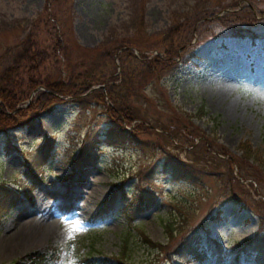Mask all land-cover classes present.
<instances>
[{"label": "rangeland", "instance_id": "1", "mask_svg": "<svg viewBox=\"0 0 264 264\" xmlns=\"http://www.w3.org/2000/svg\"><path fill=\"white\" fill-rule=\"evenodd\" d=\"M224 5L226 19L257 38L212 20ZM122 43L135 56L163 58L174 46L179 56L140 87L129 126L113 121L93 88L34 106L44 81L84 59L119 72ZM7 67L22 92L30 79L36 90L13 109L28 108L25 119L0 132V264L28 263L34 252L36 264H257L264 208L260 219L240 198H263L253 195L262 179L240 178L225 158L237 159L246 141L247 164L264 175V0H0V73ZM65 218L86 230L66 239ZM164 222L180 236L168 240ZM140 231L167 250L193 233L221 251L156 256Z\"/></svg>", "mask_w": 264, "mask_h": 264}, {"label": "trees", "instance_id": "2", "mask_svg": "<svg viewBox=\"0 0 264 264\" xmlns=\"http://www.w3.org/2000/svg\"><path fill=\"white\" fill-rule=\"evenodd\" d=\"M230 5H224L220 7V9H222V13L220 14V16H216L214 15V13H209L208 15H212V20H223L226 26L229 27L230 30L237 35L244 36V34H247L252 38H257V35L250 32V29H244L238 24H234L230 20L226 19V17H228V14L229 16L232 15V12H229V9L227 8L230 7ZM245 9H247V18L250 20L249 24H251L253 23V21H255L253 8L249 6L245 7ZM258 11L259 14L260 12H262L261 10ZM205 21L206 20H202L200 24ZM117 48H121L120 56H122V58H120L119 72L116 71L115 65L114 69L111 68L110 70L105 71L104 63L101 64L98 60L93 61L87 58L86 61L84 59L82 60V63L78 68H70L66 70L62 76H60V74H57L54 79L44 81L43 88L39 90L37 89L35 92L36 100L34 102V106L40 107V109L51 108L54 103L62 101L61 96L63 95L81 99L82 97H84L81 94L85 93L86 95V91L92 85L102 84V86H97L92 89V95L96 96V99L102 102L108 100V103L105 104L106 111L111 115L113 121L117 123V125H119L120 127L129 126L131 120L134 119V117L138 113L137 111H139L137 109L138 106L135 103V99L136 96L140 94V87L155 79L160 71L164 70L165 68H169L170 65H174V59L179 58V56L176 54L177 46H174L172 51L167 50L166 55L163 58L158 57L157 55L147 56L144 54L135 56L130 51L129 47H127L123 43L120 44ZM172 52L176 54L174 58L171 57ZM28 60L29 58L25 55L24 61L27 63ZM13 71L14 68L7 67L4 68L0 73V132L8 127L20 124L23 119H25L23 117L26 115V110H28V108H16L14 111L13 109L15 108L17 102H19L26 96L28 90L30 92L36 87V83L30 79L29 85L26 86L28 90H26L25 93L22 92L20 86H18V83L16 82V79H14L12 76ZM6 108H9V110H6ZM189 131L194 134V129H189ZM239 147L241 151L239 157H237V159H234L235 157L233 156H227L225 158V161L228 163L229 167H231V162L236 163L239 177L242 179H249L247 178L249 173L255 179H262V183H258V190H255L253 192V195L261 194L263 198H260L258 196L257 200H254L252 198V195L246 192V196L240 198V200L243 201L247 200L248 206L254 212L258 213L261 219L264 208V175L262 177L260 174L256 173V171L254 170V166L247 164V158H249L252 153L249 148L248 142L242 141L241 143H239ZM203 150L204 153H210L211 148H208L206 146ZM217 151L218 150H211V152H213L211 154L213 156H216ZM218 152H220L222 155L225 154V151ZM231 157H233V159ZM260 171L263 170L260 169ZM112 199H114L113 193L109 194L104 202H106V200H110L111 202ZM101 210L104 209L101 208ZM101 210L100 213L102 212ZM127 211L134 212V210H132L131 208H127L125 210L124 214L128 216L129 220L131 218L130 215L132 214ZM186 218L187 212H183L182 221H185ZM163 228L166 236L168 237V240H172L176 235H179V225L176 226V231H174V228L169 222H164ZM193 235L194 234L192 233L190 234V236H188V238L184 237V239H181L180 237L181 240L173 244V247L171 246V250H167L166 244H160L159 242L151 241L146 235L143 234V232L140 231V238L142 239V241L149 244L151 248H154L156 250V256L158 254L165 255L168 252H171V254L175 253L177 255H180L181 257L189 255L190 258L198 260L207 256L208 253H211L213 251L217 253L221 251V246L218 242L210 239L207 236L203 237L200 234H196V238H193ZM203 239L205 240V242H201L203 241ZM252 241L253 239L250 238L245 242V244H250ZM126 246L127 243L124 240L120 239V247L122 253L124 252ZM246 247L247 246H240V249L246 250ZM249 249L250 251H252L253 249L256 253L255 262H257V264H264V260L261 259V256H263L262 254L264 252V248L257 246L253 247L252 249L248 248V251ZM119 255H121V253ZM119 255L118 257H114V259L120 261L122 256L119 257ZM29 256V262L25 264L40 263L42 258V255L38 252L31 253L29 254ZM236 257L234 258V261H236ZM160 259L163 261L164 257H161ZM159 263L162 264L161 262ZM10 264L24 263H22L20 259H17L13 260Z\"/></svg>", "mask_w": 264, "mask_h": 264}, {"label": "snow or ice", "instance_id": "3", "mask_svg": "<svg viewBox=\"0 0 264 264\" xmlns=\"http://www.w3.org/2000/svg\"><path fill=\"white\" fill-rule=\"evenodd\" d=\"M62 223L65 224L66 239L72 240L76 234L85 231V226L79 220H73L71 218H65ZM74 264V262H72Z\"/></svg>", "mask_w": 264, "mask_h": 264}, {"label": "water", "instance_id": "4", "mask_svg": "<svg viewBox=\"0 0 264 264\" xmlns=\"http://www.w3.org/2000/svg\"><path fill=\"white\" fill-rule=\"evenodd\" d=\"M97 86H102V84L92 85L90 88H94V87H97ZM90 88L86 92H88L90 90ZM35 90H36V88L33 91H35Z\"/></svg>", "mask_w": 264, "mask_h": 264}]
</instances>
